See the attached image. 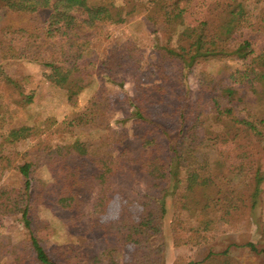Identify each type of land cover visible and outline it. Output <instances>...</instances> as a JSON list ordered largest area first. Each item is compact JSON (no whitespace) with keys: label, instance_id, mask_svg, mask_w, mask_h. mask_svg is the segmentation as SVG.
Returning a JSON list of instances; mask_svg holds the SVG:
<instances>
[{"label":"trees","instance_id":"obj_1","mask_svg":"<svg viewBox=\"0 0 264 264\" xmlns=\"http://www.w3.org/2000/svg\"><path fill=\"white\" fill-rule=\"evenodd\" d=\"M120 1L0 0L9 12L29 17L30 24L19 31L28 39L27 58L47 70V81L61 88L72 73L79 74L66 89L69 105L75 107L79 93L95 80L100 82L82 109L60 121L47 117L33 125L13 126L0 92V181L9 170L22 177L21 187H0V216L20 214L30 221V211L46 199L61 211L77 214L80 221L87 220L89 232L98 235L100 247L93 245L92 252L79 255L85 264H116L113 254L128 243L134 251L124 264H160L168 197L174 205L175 243H209L210 232L220 222H231L245 211L250 222L262 224L253 210L262 196L264 166L261 161L252 169L256 161L247 169L246 161L227 165V151L217 143L233 141L240 157L253 162L264 139V116L252 113L256 102L264 106V0H215L195 25L183 22L187 0H155L158 10L152 21L161 23L167 43L145 66L138 55L141 50L129 37L107 52L98 51L103 25ZM1 50L5 58H24L13 46L1 45ZM227 59L240 61L241 67L225 77L199 71L198 86L194 95L189 94L186 80L196 74V66ZM120 73L128 74L133 86L126 101L106 86L109 82L124 87ZM31 101L32 94L21 99ZM125 102L131 115L121 122L130 120L138 131L114 129L109 123L113 111ZM236 107L245 116L238 117ZM77 132H90L92 137L80 139ZM62 134L68 135L66 141L51 143L53 135ZM32 137L37 139L33 149L5 152L6 145L15 147ZM41 163L51 180H39L32 192L33 168ZM137 183L141 190H136ZM116 193L123 200L119 216L102 222L100 215ZM134 204L141 207L137 218L130 208ZM186 214L192 221L183 219ZM29 229L28 249L37 264H69L65 253L53 255L42 245L30 223ZM260 231L259 242L264 244V228ZM243 245L264 255L257 243ZM227 251L209 252L207 258L219 255L227 262Z\"/></svg>","mask_w":264,"mask_h":264},{"label":"rangeland","instance_id":"obj_2","mask_svg":"<svg viewBox=\"0 0 264 264\" xmlns=\"http://www.w3.org/2000/svg\"><path fill=\"white\" fill-rule=\"evenodd\" d=\"M215 0H187L185 10L182 14L183 22L195 25L207 14V9ZM158 5L155 0H122L118 3V7L112 14L110 20L103 25V36L98 51L101 53L109 51L121 40L129 37L132 44L141 50V63L143 66L148 62L155 61L159 56L158 47L167 43L165 29H162L161 23L152 21ZM43 16V13H40ZM121 19V20H119ZM28 16L9 12L6 7L0 4V92L2 93L3 102L7 103L12 114V125L19 126L22 124L33 125L39 124L47 117H55L62 120L65 116L82 109L91 94L99 87L100 82L95 80L87 86L78 95V102L75 107L69 105L66 100V89L74 82L79 80L77 73L69 76L67 83L59 88L47 81L44 75L47 70L38 62L29 60L30 56L28 42L23 32L19 28L24 27L26 23L30 24ZM155 30V31H154ZM257 42H260L258 38ZM1 45L8 47L13 46L16 53L21 55L20 59H8L4 57ZM241 67V62L234 59L227 60H208L202 62L195 68V75H189L186 83L190 95L198 86V74L201 70H208L215 73L219 77L225 75L235 69ZM7 76L14 80L13 83L7 82L2 77ZM120 78L125 79L124 87L107 82L108 89L117 93L119 97H131L133 94V86L128 74L120 73ZM32 94L30 103H22L21 99L26 95ZM125 100V99H124ZM126 101V100H125ZM128 103L118 106L113 111L110 124L114 129L127 128L131 131H138L137 126H133L131 121L125 123L122 119H130V107ZM238 117L245 116L244 110L240 107L235 108ZM255 116H264V106L256 102L252 108ZM133 126V127H132ZM130 131H128L130 133ZM1 133V132H0ZM96 136V135H95ZM51 143H59L66 141L68 135H53ZM77 137L85 139L92 137L90 132H77ZM37 139L32 137L28 140L21 141L15 147L6 145L5 152L11 153L16 151L24 152L30 149ZM217 147L227 151L225 154V164L237 165L240 162L245 163L246 169L249 165L255 168L259 161L264 166V139L259 143V147L253 153V162L250 157H240L235 143L231 140L219 141ZM33 149V147H32ZM245 156V155H244ZM34 162V156L28 157ZM250 162V163H249ZM252 163V164H251ZM246 171V170H245ZM244 171V172H245ZM32 176L34 178V188L39 180L49 182L51 174L44 164L34 166ZM236 178H243L236 177ZM21 187L22 177L16 170L7 171L1 181L0 187ZM136 190L142 189V184L137 183ZM263 189L261 199L254 209L255 217L260 223L250 222L248 211L244 214L236 215L230 222H220L210 233V242L201 244H186L182 240L175 243L172 232V218L174 205L171 197L166 199V212L164 215L163 227L165 232V244L163 248L162 260L160 264H264V255L251 252L243 243L251 241L257 243L259 247H264L260 241V229L264 228V181L261 184ZM43 199L37 203L30 211V221L25 220L20 214L0 216V264H37L33 260V254L28 249L29 241V223L35 235L39 238L42 245L53 255L57 253H65L63 256L69 264H85L79 260V255L86 253L85 250L92 252L93 245L100 247L96 238V233H90L88 230L89 223L87 220L80 221L78 215L72 212H65L57 209L52 201ZM123 200L120 194L116 193L112 196L104 213L100 215L102 222L114 221L118 218ZM55 206V208H54ZM133 216L138 217L141 207L134 204L131 207ZM185 221H192L186 214L183 215ZM194 223V221H193ZM238 244V246H235ZM99 245V246H98ZM228 249L229 260L223 261V256L207 258L209 252H220ZM134 245L126 244L121 250L113 254L116 264H124L132 260ZM103 264H106L104 261Z\"/></svg>","mask_w":264,"mask_h":264}]
</instances>
